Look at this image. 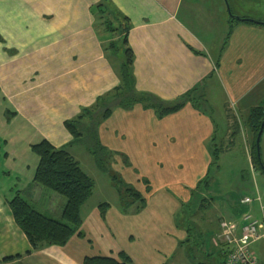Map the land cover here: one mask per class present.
I'll return each mask as SVG.
<instances>
[{"label": "crops", "instance_id": "crops-1", "mask_svg": "<svg viewBox=\"0 0 264 264\" xmlns=\"http://www.w3.org/2000/svg\"><path fill=\"white\" fill-rule=\"evenodd\" d=\"M101 1L0 0V99L9 111L0 123V141L8 147L0 157L1 164L8 161L14 168H0V264H83L85 257L117 258L120 252L129 256L131 264H173L178 255L184 264H198L203 259L199 251L194 250L191 259L186 250L192 244L193 227L200 229L194 215L181 219L184 205L206 203L210 211L218 201L207 185L210 169L218 164L220 153L215 163L213 157L217 143L232 142L240 128L246 150L252 148L254 135L247 120L253 107H264V17L231 14L228 9L231 16L222 21L226 28L213 40L207 36L216 25L209 24L204 0L186 4L184 0H108L129 20L126 37L132 51L133 89L165 103L196 89L198 104L187 100L162 117L141 103L114 107L97 127L98 140L107 152V167L142 201L124 207L113 185L118 207L97 203L86 209L84 220L88 198L81 207L82 235H74L64 246L32 250L8 201L17 192L36 202L44 192L33 181L38 158L30 157L28 167L20 170L12 157L14 142L22 134L29 136L23 143L28 155L34 141L41 139L68 151L76 142L65 121L76 119L121 85L123 50L112 53L106 48L111 34L99 30L101 24H96L92 10ZM180 12L187 20L192 18L188 22L193 27L180 18ZM211 86L213 93H220L227 126L219 141L213 114L206 109ZM249 161L252 166L251 157ZM49 198L45 213L58 214L56 196ZM101 204L107 205L103 216ZM219 207L216 220H206V229L213 230L209 244L205 248L195 241L210 252L218 248L220 223L237 222L245 212L228 202ZM261 240L264 237L253 244ZM207 258L217 261L216 256Z\"/></svg>", "mask_w": 264, "mask_h": 264}, {"label": "trees", "instance_id": "trees-1", "mask_svg": "<svg viewBox=\"0 0 264 264\" xmlns=\"http://www.w3.org/2000/svg\"><path fill=\"white\" fill-rule=\"evenodd\" d=\"M108 7L113 8L110 6L108 0H102L92 10L95 14L98 13V15L103 16L105 12H108L106 11ZM114 11L118 15L116 18H120V21L118 25H113L112 20L106 21L105 25L110 27L109 30L111 31H109L108 28H105V31L108 33L111 32L114 35L119 28L122 27L123 29L124 37L122 41L124 47L122 50L124 53V60L120 64L122 83L110 93L99 98L93 108L84 109L76 119L65 121L64 125L73 136L75 142H84L88 149L96 155L98 167L110 174L113 185L121 197L122 205L124 207H129L133 203L142 201V198L131 185L125 184L117 173L110 171L107 167L105 163V155H107V152L98 140V125L110 115L111 110L116 106L129 108L136 103H141L145 107L153 108L157 115L162 117L180 109L187 100H192L194 103L198 104V95L194 94L195 89L173 103H165L152 95L136 92L131 83L132 51L128 47L126 37V33L129 30V20L121 16L116 9H114ZM101 18L103 17H99V20ZM107 49L112 53H117L119 51V48L117 50L113 43L109 44ZM112 96L113 99H110ZM108 98L109 100H107ZM100 106H106L104 107V112H100ZM263 120L264 107H253L250 110L247 120L248 127L254 135L251 164L253 168L260 170L264 174V164L261 158L257 156V147L255 143L260 124ZM30 147L31 151L38 158L33 181L43 188L59 194L65 199L60 212L61 219L54 218L51 215L38 211L31 202L17 192L8 201V206L15 223L27 237L32 250H38L49 245L64 246L74 235H82L80 230L82 224L81 207L92 194L93 180L81 169L79 164L67 151L66 147L56 148L46 139H41ZM218 153L219 151L217 149L213 152L214 163L218 159ZM106 206V204L100 205L102 216L104 215ZM194 250L199 251L203 257L202 261H199L198 264H223L224 254L220 247L217 249L214 248L210 252L206 249L203 250L199 244L193 242L191 245L187 246L186 250L191 259L194 257ZM208 256H216L217 261L211 263L207 258ZM83 264H131V259L125 253L120 252L117 258L111 256L85 257L83 259Z\"/></svg>", "mask_w": 264, "mask_h": 264}, {"label": "rangeland", "instance_id": "rangeland-1", "mask_svg": "<svg viewBox=\"0 0 264 264\" xmlns=\"http://www.w3.org/2000/svg\"><path fill=\"white\" fill-rule=\"evenodd\" d=\"M189 1L191 0H184V3L186 4ZM204 1L206 6V13H208V15L211 17L209 24L216 25V28L211 29L209 35L207 36V37H211L213 40H216L218 38L219 30L221 29L223 30V27L226 28L225 25H222L223 24L222 21L225 18L231 16V14L229 13L230 10L234 14L240 13L243 15H250L252 17H259V18L264 17V0H204ZM106 11L108 12H105L103 16L98 15V13L95 14L96 24L98 23L101 24L100 29L98 28L99 30L102 29L105 31V28L106 29L108 28V30L110 29V27L105 25L106 21L112 20L113 25H118L120 21V18L119 19L116 18V16L118 15L116 14L113 8L108 7ZM181 12L179 15L180 18H182L186 23H188V25L190 24V26L193 27L192 24L188 22L192 18L191 19L189 18L187 20V18L184 16L185 13L184 12L181 13ZM98 16L103 18L99 20ZM207 28H210V25ZM193 31L195 33H199L198 30L193 29ZM123 37H124V33L121 27L114 35L111 33V37L109 42L106 44V48L109 46V44L113 43L117 50L118 48L123 49L124 47L122 41ZM209 91H211L212 94L211 96H208L209 100L206 103V109H209L213 114L212 116L215 119V125H216V136H217L216 141H219L221 138L224 137V133L226 132V127H227L226 120L223 111L221 110L220 93L219 92L217 93V91L213 93L212 86L211 88H209ZM109 98L107 100H109ZM110 99H113V96ZM104 107L106 106H100V112L105 111ZM8 113L9 111L5 103L2 101V99H0V123L8 117L9 115ZM19 137L20 138L16 140V142H14L15 149L13 150L12 157H14L15 159L12 157L11 158L14 159L15 163L22 166V169L20 168V170H25L28 167L27 162L28 161L31 162L32 158L36 159L37 156L35 157V154L32 152H30L29 153L30 155H28L26 151L23 149V143L26 141V139H28L29 136H23L22 134ZM34 142L36 143L39 141L35 140ZM253 142H254V136H253ZM245 145L246 144L243 142L242 130L240 128H238L237 132L234 133L232 137V142L230 143L226 142L225 145L223 144L220 145L219 143H217L216 149L220 153L217 162L218 164L210 169V179L207 182V185L210 187L211 190L210 193L216 196L218 201L213 203V208L210 211H206V203H204L203 206L200 207L199 206L195 207L194 205L189 207L184 205V209L182 210L183 212L182 214H180L181 219L183 217L188 218L194 215L193 220L196 222V226H199L200 230H197V227H193L192 230L193 238L190 242L193 243L195 241H198L204 244L205 248H206V243L209 244L210 242L209 239L213 234V230L211 229V227L206 229V220H208L209 218H211V221L216 220L217 213H219V209H220L219 203H221L222 205L223 202L225 203V205L227 204V202L230 203V205L232 203V205H234L237 208L242 207L241 209L248 213L254 211L255 208V213H253V215L258 218L260 217L259 216L260 210L259 208H257L258 206H256L255 203H251L249 205H244V206L239 204L240 198H242L245 195L256 197L257 195L256 187L258 188V193L260 194L261 198L264 197V174L260 170L253 168L250 165L249 159L251 157V152L253 148H250V150L248 151L246 150ZM6 149H8V147H5L3 142L0 141V154L4 155V150ZM68 151L79 162L83 170L92 177L95 183L92 195L91 197H89L87 203L84 205L85 209L83 208L84 210L82 213L83 219L85 220L84 216L87 213L86 209L94 207L95 205H97V203L108 202L109 204L118 207L119 205L118 194L115 188L113 187L112 178L107 171L102 170L98 167L96 161L97 159L96 155L90 149H88V147L82 141L76 142L72 146H69ZM259 151H260V158L264 164V130L260 138ZM14 153H16L17 155L15 156ZM106 156L107 155H105V159ZM1 158L2 157H0V168L4 166L6 168H9L10 171L11 170L13 171L14 168L12 169L10 167V163L8 161H4L5 164H1V162L3 161ZM112 163L113 161H111V164ZM119 166H113V167L114 169L120 171L121 167ZM12 177L14 178V176ZM6 180L8 181V179ZM207 185L206 187H208ZM43 192L44 194L42 195V197H40L39 199H35L37 203L30 201L31 204L38 211L45 213V207L48 208L47 206L50 203L49 197L51 195L56 196L57 204H58L57 205L58 214L54 213L48 215H51L52 217L57 219H61L60 210L63 206V203L65 202V199L61 197L59 194L54 193L49 189L43 188ZM197 201L198 200L196 198V201L194 202ZM206 213H209L208 218H206ZM252 249L255 252L256 256L259 258V260L261 262H264V240L252 244ZM176 260L180 264H184L185 259H183L181 256L178 255L176 256ZM177 261H175L173 264H178ZM198 261L201 260L198 259L197 263ZM169 264L171 263L169 262Z\"/></svg>", "mask_w": 264, "mask_h": 264}, {"label": "built area", "instance_id": "built-area-1", "mask_svg": "<svg viewBox=\"0 0 264 264\" xmlns=\"http://www.w3.org/2000/svg\"><path fill=\"white\" fill-rule=\"evenodd\" d=\"M239 202L241 205L256 202L260 217L255 218L250 213L243 212L237 222L220 223L217 246L224 254L223 264H264L252 249V244L264 237V198L257 192L256 197L246 195Z\"/></svg>", "mask_w": 264, "mask_h": 264}, {"label": "water", "instance_id": "water-1", "mask_svg": "<svg viewBox=\"0 0 264 264\" xmlns=\"http://www.w3.org/2000/svg\"><path fill=\"white\" fill-rule=\"evenodd\" d=\"M263 130H264V120L260 124V128H259V131H258L256 140H255L256 147H257V156L259 158H260L259 143H260V138H261V135H262Z\"/></svg>", "mask_w": 264, "mask_h": 264}]
</instances>
